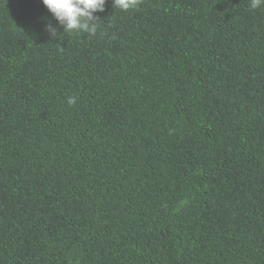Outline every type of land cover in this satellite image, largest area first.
<instances>
[{
  "label": "trees",
  "instance_id": "16d2710c",
  "mask_svg": "<svg viewBox=\"0 0 264 264\" xmlns=\"http://www.w3.org/2000/svg\"><path fill=\"white\" fill-rule=\"evenodd\" d=\"M249 2L108 0L90 35L0 0V264H264Z\"/></svg>",
  "mask_w": 264,
  "mask_h": 264
},
{
  "label": "clouds",
  "instance_id": "9594fccd",
  "mask_svg": "<svg viewBox=\"0 0 264 264\" xmlns=\"http://www.w3.org/2000/svg\"><path fill=\"white\" fill-rule=\"evenodd\" d=\"M108 0H42L43 5L52 14V18L63 28L64 33L86 32L95 35L97 30L96 13L105 11ZM142 0H112L114 9L129 11L136 9ZM264 5V0H250L249 7L257 9ZM46 31L52 37L60 35L57 27H54L51 20L46 24ZM76 97L67 99L69 105H75Z\"/></svg>",
  "mask_w": 264,
  "mask_h": 264
}]
</instances>
